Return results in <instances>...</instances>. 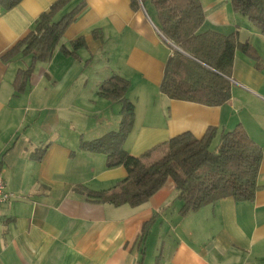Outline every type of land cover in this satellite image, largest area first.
Listing matches in <instances>:
<instances>
[{"label":"crops","instance_id":"obj_1","mask_svg":"<svg viewBox=\"0 0 264 264\" xmlns=\"http://www.w3.org/2000/svg\"><path fill=\"white\" fill-rule=\"evenodd\" d=\"M56 0H22L0 9V174L16 198L0 207V264H264V38L230 0H201L199 32H238L258 61L236 50L231 99L220 107L171 100L159 92L173 45L157 30L150 3L84 2L48 63H36L23 91L14 92L30 58L6 53L23 39L40 13ZM84 46L67 56L71 41ZM113 75L129 81L126 98L134 123L123 148L138 157L174 136L197 139L241 125L263 154L252 202L223 198L182 216L168 180L146 203L99 204L74 192H101L126 178L124 167L107 168L103 154L81 141L117 131L119 104L97 95ZM141 108V110H139Z\"/></svg>","mask_w":264,"mask_h":264},{"label":"trees","instance_id":"obj_2","mask_svg":"<svg viewBox=\"0 0 264 264\" xmlns=\"http://www.w3.org/2000/svg\"><path fill=\"white\" fill-rule=\"evenodd\" d=\"M22 0H0V9L9 11ZM72 0H56L35 21L32 30L6 53L5 60L17 55L30 58V65L19 70L13 79L14 92L23 91L36 63H48L69 25L83 7L79 2L70 11L64 9ZM135 10L139 4L150 3L155 11L154 23L160 35L170 42L171 56L167 59L159 92L171 100L206 107H220L231 99V69L236 50L255 61L256 51L248 42H240L238 32L223 35L199 32L205 19L201 0H130ZM234 13L239 14L264 38V0H230ZM84 46L82 38L71 41L74 55ZM129 81L113 75L98 89L100 98L120 105L117 131L102 138L81 141L80 148L89 153L103 154L107 168L122 166L127 176L113 188L101 192L77 186L74 192L99 204L115 207H137L156 194L171 180L182 202L180 214L198 211L223 198L235 202H252L259 190L257 178L262 151L248 137L241 125L229 132L219 133L209 128L200 139L185 132L147 150L138 157L125 152L123 143L132 130L134 105L127 100Z\"/></svg>","mask_w":264,"mask_h":264},{"label":"built area","instance_id":"obj_3","mask_svg":"<svg viewBox=\"0 0 264 264\" xmlns=\"http://www.w3.org/2000/svg\"><path fill=\"white\" fill-rule=\"evenodd\" d=\"M15 198H16V195H14V193L8 191L6 183L4 182V180L0 174V207L3 204H5V203H7V202H9Z\"/></svg>","mask_w":264,"mask_h":264},{"label":"water","instance_id":"obj_4","mask_svg":"<svg viewBox=\"0 0 264 264\" xmlns=\"http://www.w3.org/2000/svg\"><path fill=\"white\" fill-rule=\"evenodd\" d=\"M172 47H174V46H172ZM175 48V47H174ZM175 49H177V48H175ZM178 50V49H177Z\"/></svg>","mask_w":264,"mask_h":264},{"label":"rangeland","instance_id":"obj_5","mask_svg":"<svg viewBox=\"0 0 264 264\" xmlns=\"http://www.w3.org/2000/svg\"><path fill=\"white\" fill-rule=\"evenodd\" d=\"M139 110H141V108H140ZM134 114H135V113H134Z\"/></svg>","mask_w":264,"mask_h":264}]
</instances>
